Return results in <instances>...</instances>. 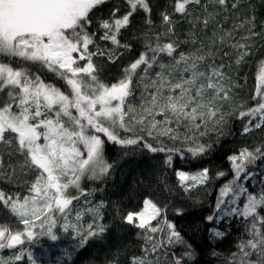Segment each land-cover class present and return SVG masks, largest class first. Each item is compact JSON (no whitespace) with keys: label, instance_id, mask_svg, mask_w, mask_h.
<instances>
[{"label":"snow or ice","instance_id":"obj_1","mask_svg":"<svg viewBox=\"0 0 264 264\" xmlns=\"http://www.w3.org/2000/svg\"><path fill=\"white\" fill-rule=\"evenodd\" d=\"M106 2L0 0V57L8 60L0 61V93L6 92V98L0 99V146H3L0 147V173L6 168V153L9 159L17 154L23 158L22 162L7 165L12 169V175L17 166L35 174L28 188L29 194L22 198L20 193L6 194L0 190V202L24 225L22 231L0 225V250L23 245L25 240L31 242L38 235L33 231L36 221H41V228L48 225L40 235L57 241L59 237L53 231L56 214L67 221L73 210L77 222L86 214L92 217L86 228L79 225L87 234L80 233L83 238L78 241V246L86 245L90 239L102 238L109 227L99 223L106 202L84 199L81 204L82 197L94 194L83 189L82 181L102 180L109 174L113 166L106 160L107 143L127 148L139 146L144 141V136L135 132L137 124L156 141L155 146L144 142L143 148L152 153H165L164 164L170 168L174 157L186 158L185 153L194 159L206 155L212 145L201 143L200 138L229 119L241 124L242 134L264 129V62H261L256 77L250 107L239 97L236 89L240 85L232 75L251 55V46L241 41L256 34L255 18H246L227 31L218 27L220 13L228 12L229 8L237 9L241 0H174L173 14H161L164 30L156 34L155 45L146 44V51L125 67L122 77L110 85L100 80L93 58L107 56L109 61L115 62L119 49L131 47L128 43L122 44L119 36L138 10L146 14L145 22L149 28L152 21L147 0H126L129 7L126 14L117 17L116 9L109 19L99 21L98 30L103 31L100 40L113 46L101 48L95 41V33L87 29L91 23L90 13ZM174 14H179L189 24V39L184 42L200 44L194 52L180 51L177 55L180 41L171 38L176 34L177 26ZM198 25L205 35L211 28L208 45L196 38ZM236 29L246 30L249 35L233 40ZM162 37L169 39L161 42ZM230 40L233 42L229 43ZM90 46H95V51ZM224 46L229 51L223 52L222 56L235 54L234 64L225 63L223 59L216 62L217 53ZM165 55L169 58L167 63L163 62ZM14 60L47 69L63 81L69 91L55 83H46L25 65L14 66ZM81 61L86 63L81 66ZM154 68L159 70L153 74ZM136 81L143 85L139 113L129 102ZM157 116L163 119L157 120ZM172 124L175 128L170 126ZM121 130L133 135L122 137ZM160 136L187 146L169 148ZM228 160L233 178L219 188L213 213L206 219L216 225L229 217L246 221L247 238L236 245L237 251L231 254L228 264H264V173L258 179L252 171L264 161V145L251 149L243 147L228 156ZM174 171L179 187L185 192L206 185L212 179L208 168L194 173ZM226 175V172L218 171L216 178ZM257 179L259 190L254 191L249 186ZM238 201H243L242 207L237 206ZM74 202L78 205L75 208ZM166 210L167 205L161 207L151 197H145L138 211L129 210L123 215L122 223L144 232L141 254H133L129 264H161V248L170 250L185 243L174 224L166 218ZM175 211L179 215L183 210ZM152 221L157 222L155 226ZM71 228L79 231L76 224ZM64 230L68 231V227ZM165 232V237L159 240L151 235ZM209 233L212 239L226 235L218 228L210 229ZM22 255L23 250L7 259L0 257V264H14ZM185 257L192 258L191 251L183 256L172 255L171 264H185ZM28 259L35 264L31 254Z\"/></svg>","mask_w":264,"mask_h":264},{"label":"trees","instance_id":"obj_2","mask_svg":"<svg viewBox=\"0 0 264 264\" xmlns=\"http://www.w3.org/2000/svg\"><path fill=\"white\" fill-rule=\"evenodd\" d=\"M147 2L151 9V28L145 22L146 14L138 10L130 18V25L122 30L119 36L122 44L128 43L131 47L128 50L119 49L115 62L109 61L107 56L93 58L99 69L98 76L101 81L109 85L117 82L122 77L124 68L138 58L141 52L146 51V44L151 43L154 46L156 34L164 30L161 14L165 12L173 14L174 0H147ZM116 9H118L117 17L126 14L129 11L126 0H107L106 3L96 7L90 13L91 23L87 30L90 33H95V41L101 48L111 49L113 46L108 41L100 40L103 31L98 30L100 28L99 21L109 19L113 10ZM253 16L256 34L250 36L247 41H241L251 46V55L246 58V62L239 67L238 71L232 73L240 85L236 91L241 100L247 102L248 107L253 105L250 97L256 89V77L259 74L261 62H264V0H241L240 7L235 10L229 8L228 12H221L217 17L218 27L227 31L232 29L235 24ZM173 18L177 26L176 34L171 38L180 41L177 55L180 51L194 52L196 48L200 47V44L192 45L184 42L189 39V24L181 19L179 14H174ZM206 32L207 35L201 31L199 25L195 29L196 38L203 40L204 44L208 45L210 43L208 37L212 35L211 28ZM145 33L148 34V37L145 36ZM248 35L246 30L236 29L233 40H240L241 36ZM168 39V37H162L161 42H167ZM233 40H230L229 43ZM90 48L95 51V46H90ZM227 51L229 48L224 46L217 53V63L223 59L225 63L232 62L234 64L235 54L231 57L222 56L223 52ZM148 54L151 55V53ZM168 60L166 55L163 56V62L167 63ZM84 63L86 61H81V66ZM158 70V68H154L153 74ZM31 73L33 74V72ZM53 78L58 87L66 92L69 91L63 81L55 76ZM59 82H62L63 86L59 85ZM142 89L143 85L136 81L133 96L129 97V102L135 107L136 113L140 112ZM2 98H6V92L0 93V99ZM156 119L162 120L163 117L157 116ZM170 126L175 128V124ZM209 127L212 128V125ZM180 131L183 132V129ZM135 132L145 138L139 146L122 148L112 143L106 144V160L113 166L107 176L102 180L84 179L82 181L83 189L93 191L94 194L82 197L81 204L84 199L106 202L103 219L99 223L109 227L102 238L90 239L86 245L80 247L77 242L83 238L81 232L84 235L87 234L84 229L75 239H69L68 236L63 237L62 232H58V240L64 246V251L53 254L45 249L41 240L27 242L22 249L21 260L15 261L14 264H31L28 259L29 254L32 255L35 264H129V258L133 254H141L144 232L127 223H122V217L129 210L138 211L142 207L145 197H151L161 207L167 205L166 218L174 224L185 241L184 244H178L170 250L161 248L159 256L161 264H171L170 257L172 255L183 256L187 251H191L192 258L185 257V264H228L231 254L237 251L236 245L241 239L247 238V222L242 218L229 217L216 225L209 222L206 217L213 213L219 188L233 178L228 156L237 153L243 147L251 149L264 145V129L242 134L241 124L234 119H229L227 123L212 128L206 136L200 138L201 143L212 145L206 155L195 159L189 153H185L186 158L174 157L171 168L164 164L165 153H152L143 148L144 142H151L155 146L156 141L152 136L147 135L146 130H142L141 125H135ZM125 135L132 136L133 133H124L121 130V136ZM153 135H156L155 130ZM159 139L169 148L183 149L187 146L180 141L173 143L167 136H160ZM22 160L23 158L19 154L11 159L6 153L4 155L6 168L3 173H0V190L6 194L20 193V196H24L28 193L30 182L34 179L35 174L22 171L17 166L15 174L12 175V169L7 167L9 164L15 165L17 161L22 162ZM203 168H208L212 177L206 185H199L189 192H185L179 187L174 169L196 172ZM218 171H224L227 175L217 179ZM252 171L259 179L264 173V161H260L252 168ZM258 179L249 186L254 191L259 190ZM72 194L76 193L73 191ZM242 204L243 201H238L237 206L242 207ZM77 206L74 202L73 207ZM178 208L183 210L182 214L177 215L175 210ZM55 218L57 223L59 218L57 214ZM88 219L92 221V217L86 214L81 220L87 223ZM151 223L155 226L157 222L152 221ZM0 225L8 226L12 231H22L24 228V225L3 202H0ZM212 228H218L226 235L221 239H212L209 233ZM151 235L159 240L165 237L166 232ZM188 246L191 248L189 249ZM2 253L7 254L8 250L4 249Z\"/></svg>","mask_w":264,"mask_h":264},{"label":"rangeland","instance_id":"obj_3","mask_svg":"<svg viewBox=\"0 0 264 264\" xmlns=\"http://www.w3.org/2000/svg\"><path fill=\"white\" fill-rule=\"evenodd\" d=\"M76 55V54H74ZM0 61H4V62H8L6 57H0ZM13 65L16 67H19L21 65H25L28 67L29 71L33 72L34 75H39L41 76V78L46 82V83H54V76L52 73H49L47 71V69L42 68L41 66H39L38 64H32L30 62H23V61H19V60H14L12 61ZM83 66V65H82ZM59 85L63 86L62 82H59ZM75 110H73V114L75 115ZM82 147V146H81ZM194 173V172H193ZM94 181V180H93ZM29 193H27L26 195H28ZM23 196H21L22 198ZM58 222L56 223V227L53 229V231L58 235V232H62L63 237H67L73 238L75 239L78 234L83 231L82 229L86 228V225L91 222L89 219L87 220V223H85L84 221H79L77 222L75 220V210L71 213V216H69L68 220L65 221L60 214H58ZM83 219V217H82ZM41 221H36L37 226L33 229L34 232H36L38 235L36 237H34V239L32 241H42L43 245L45 247V249L53 254H58L59 252H62L65 250L64 246L61 244V242H59V240L57 241H52L50 240L47 235H40V233H43L45 231V229L48 227L47 224L44 225V228H41L40 225ZM76 224L77 227L79 228V225H83L84 228H79V231H73L71 228V225ZM65 227H68V231H65ZM23 230V229H22ZM59 237V235H58ZM28 241L25 240V243L23 245H17L15 248L13 249H6L8 250L7 254H3L2 250H0V257L2 258H9V257H13L16 254H19L20 251L23 249V247L26 245ZM78 243V242H77ZM4 250V249H3ZM14 251V252H13ZM14 253V254H13Z\"/></svg>","mask_w":264,"mask_h":264}]
</instances>
